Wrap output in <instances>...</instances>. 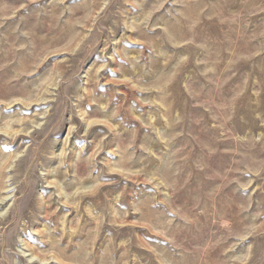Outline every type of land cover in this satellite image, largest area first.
Returning a JSON list of instances; mask_svg holds the SVG:
<instances>
[{
  "label": "rangeland",
  "instance_id": "374dc122",
  "mask_svg": "<svg viewBox=\"0 0 264 264\" xmlns=\"http://www.w3.org/2000/svg\"><path fill=\"white\" fill-rule=\"evenodd\" d=\"M0 264H264V0H0Z\"/></svg>",
  "mask_w": 264,
  "mask_h": 264
}]
</instances>
